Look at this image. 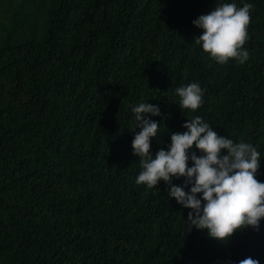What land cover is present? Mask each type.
Here are the masks:
<instances>
[{
  "label": "trees",
  "instance_id": "16d2710c",
  "mask_svg": "<svg viewBox=\"0 0 264 264\" xmlns=\"http://www.w3.org/2000/svg\"><path fill=\"white\" fill-rule=\"evenodd\" d=\"M221 2L0 0V264H264V217L224 241L188 226L163 178L136 183L131 105L148 100L153 151L200 115L257 147L264 181V0H249L242 63L195 40ZM192 81L202 103L183 109Z\"/></svg>",
  "mask_w": 264,
  "mask_h": 264
},
{
  "label": "clouds",
  "instance_id": "9594fccd",
  "mask_svg": "<svg viewBox=\"0 0 264 264\" xmlns=\"http://www.w3.org/2000/svg\"><path fill=\"white\" fill-rule=\"evenodd\" d=\"M252 8L249 0L242 6L236 0H223L201 13L193 20L203 29L196 42L221 63L230 57L246 61L250 52L242 46L248 39ZM175 92L183 109L194 110L202 103L203 89L198 81L180 85ZM131 109L135 119L132 128H139L132 139V151L138 154L141 165L136 183L152 187L163 178L169 184L168 194L190 206L188 226L206 228L211 237L227 241L238 228L251 225L259 229L264 217V181L256 176L260 166L256 146L234 141L202 116L193 115L184 121L185 130L171 132L167 147L153 151L152 137L157 136L160 126L153 117L161 112L160 105L148 100L131 105ZM181 176L183 184L173 183L174 177ZM232 264H260V260L247 256Z\"/></svg>",
  "mask_w": 264,
  "mask_h": 264
}]
</instances>
